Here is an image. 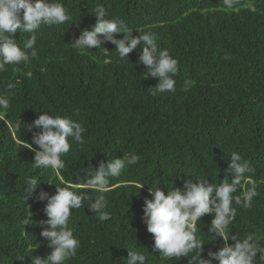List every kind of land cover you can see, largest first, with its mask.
I'll use <instances>...</instances> for the list:
<instances>
[{
  "label": "trees",
  "instance_id": "16d2710c",
  "mask_svg": "<svg viewBox=\"0 0 264 264\" xmlns=\"http://www.w3.org/2000/svg\"><path fill=\"white\" fill-rule=\"evenodd\" d=\"M61 2L71 19L63 25H42L34 33L37 57L0 71V95L9 99V108L0 110V264H22L15 258L26 249L42 258L51 253L40 235L39 222L48 218L47 201L37 199L41 191L55 194L65 184L86 191L88 167L98 168L125 153L140 160L109 178L104 195L111 219L100 222L87 207L72 210L68 226L81 247L65 264H126L130 249L143 252L146 264H189L188 257L167 260L154 252V236L143 218L149 189L159 186L167 194L168 185L182 189L191 176L219 184L229 174L233 151L252 167L246 175L259 195L249 209L234 205L237 215L229 228L232 235L258 231L264 238V0H238L231 10L223 0ZM98 4L109 18L120 17L131 28L156 34L158 46L179 62L174 93L152 94L159 78H144L147 68L138 63L142 45L124 59L111 42L104 45L107 56L103 45L85 54L72 47L74 38L97 22L92 11ZM31 35L17 30L14 39L23 48ZM133 35L138 33L133 30ZM117 36L123 38V33ZM186 80L191 85L183 91ZM9 82L16 87L7 89ZM42 111L69 117L86 129L83 144L70 140L58 175L34 168L35 153L24 147L40 131L27 125ZM20 119L25 126L18 131ZM27 177L40 178L28 198ZM235 195L243 196V189L238 187ZM27 217L32 220L24 226ZM213 218L206 214L197 222V236L206 241L204 259H210V250L224 246L223 238L208 232Z\"/></svg>",
  "mask_w": 264,
  "mask_h": 264
},
{
  "label": "clouds",
  "instance_id": "9594fccd",
  "mask_svg": "<svg viewBox=\"0 0 264 264\" xmlns=\"http://www.w3.org/2000/svg\"><path fill=\"white\" fill-rule=\"evenodd\" d=\"M238 0H223L227 10L233 9ZM92 13L97 22L90 29H84L78 38L71 42L73 48L85 54L89 49H99L106 42L115 45V50L121 59L140 48L138 63L146 66L145 76L159 78L153 95L157 93L175 92L176 79L179 74L178 60L166 48L158 46L155 33L145 31L141 27L131 28L120 17L109 18L106 8L98 4ZM71 19V15L61 0H0V71L7 65L28 64L37 57L36 35L42 25H63ZM33 33L23 42V48L14 39V34ZM135 30L138 35H133ZM123 33V38L117 34ZM27 50H31L30 52ZM109 50L104 46V55ZM41 71H45L41 68ZM191 82L185 81L182 90L188 91ZM16 85L9 82L7 89H14ZM9 108V99L0 95V110ZM21 119L16 122L18 131L22 127ZM40 131L34 133L32 143L24 146L35 153L33 167L37 169H51L57 175L65 167L63 156L71 150V141L83 144V133L86 131L82 123L69 117L52 115L47 111L27 125ZM228 175L219 183H209L207 178L196 177L185 180L183 188L168 185L169 191L161 187L152 186L149 189L150 199L144 205V222L147 230L154 236V252H159L162 259L179 260L189 258V264H264V238L258 231L250 232L243 237L232 235L229 226L235 221L238 205L244 209L253 206V200L259 195L254 181L246 174L253 172L248 161L233 151L230 155ZM137 154L125 153L122 158L101 162L98 168L88 167V176L83 180L86 191H78L79 185L57 186L55 194L41 191L37 197L39 201H47L44 212L48 217L39 223L43 226L40 235L48 242L51 253L42 258L33 255V250L26 249L17 253L16 260L25 264L26 257H30V264H65L77 255L81 242L73 230L68 226L73 209L87 207L92 210L100 222L110 220L109 203L104 193L110 189V177H119L129 166L139 162ZM231 176L229 180L227 177ZM39 179L27 177L24 181L25 194L31 195L38 187ZM144 185V184H143ZM143 185H140L141 189ZM245 185H250L245 190ZM243 189V196L235 195L237 188ZM91 192L99 195H90ZM206 214H214L208 232L215 239L223 238L224 246L218 251H209L210 259L202 258L203 245L206 242L197 236V222ZM31 217L25 218L24 226L30 224ZM208 239V240H215ZM229 239L234 243H228ZM257 253L259 257L257 258ZM148 257L141 251L130 249L126 264H146Z\"/></svg>",
  "mask_w": 264,
  "mask_h": 264
}]
</instances>
